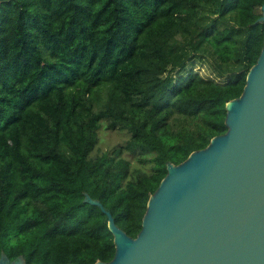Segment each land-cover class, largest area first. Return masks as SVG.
Masks as SVG:
<instances>
[{"label":"trees","instance_id":"obj_1","mask_svg":"<svg viewBox=\"0 0 264 264\" xmlns=\"http://www.w3.org/2000/svg\"><path fill=\"white\" fill-rule=\"evenodd\" d=\"M264 0H0V254L109 260L164 175L223 132ZM128 137L90 154L98 121Z\"/></svg>","mask_w":264,"mask_h":264},{"label":"water","instance_id":"obj_2","mask_svg":"<svg viewBox=\"0 0 264 264\" xmlns=\"http://www.w3.org/2000/svg\"><path fill=\"white\" fill-rule=\"evenodd\" d=\"M257 21L264 23V1ZM224 107L223 132L181 161L163 162L134 236L84 193L114 244L109 260L92 264H264V36L241 92ZM6 258L0 264H23Z\"/></svg>","mask_w":264,"mask_h":264},{"label":"rangeland","instance_id":"obj_3","mask_svg":"<svg viewBox=\"0 0 264 264\" xmlns=\"http://www.w3.org/2000/svg\"><path fill=\"white\" fill-rule=\"evenodd\" d=\"M97 134V141L93 147V149L90 151V154L97 151H103L110 146L123 142L127 137L128 134L125 130L122 129H115V130H109L105 128V121L99 120L98 121V127L96 129ZM3 254L0 256V260L2 259ZM22 259L20 256H17L16 258L12 260H19ZM5 261H10L6 258Z\"/></svg>","mask_w":264,"mask_h":264}]
</instances>
